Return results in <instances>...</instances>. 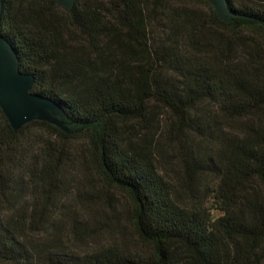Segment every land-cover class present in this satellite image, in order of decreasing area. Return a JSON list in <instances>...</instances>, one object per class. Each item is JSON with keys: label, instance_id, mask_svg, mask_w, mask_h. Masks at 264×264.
<instances>
[{"label": "trees", "instance_id": "16d2710c", "mask_svg": "<svg viewBox=\"0 0 264 264\" xmlns=\"http://www.w3.org/2000/svg\"><path fill=\"white\" fill-rule=\"evenodd\" d=\"M228 1L232 22L208 0H4L1 31L32 91L81 125L16 131L0 107V264H264V0ZM181 126L212 147L173 181L154 134ZM73 157L131 196L150 249L83 254L39 238L42 193ZM27 180L39 198L18 210Z\"/></svg>", "mask_w": 264, "mask_h": 264}, {"label": "rangeland", "instance_id": "374dc122", "mask_svg": "<svg viewBox=\"0 0 264 264\" xmlns=\"http://www.w3.org/2000/svg\"><path fill=\"white\" fill-rule=\"evenodd\" d=\"M160 114H165V118L172 116L163 110ZM177 131V136H173L166 129L163 132L162 128H158L157 134H154V141L160 150V168L173 181L187 177L185 159L199 156L204 146L209 150L212 147L205 145L185 126ZM77 159L79 161H75ZM77 159L73 157L74 161H69L63 176L53 186L49 193L51 200L41 192L40 208L47 206L49 215L39 222L42 231L39 238L68 246L83 254L111 245L130 251L150 249L139 238L131 223V212L135 209L131 196L110 185L92 162L81 157ZM25 186V197L16 201L18 210L31 207L33 197L37 202L39 192L32 182L27 180ZM193 193L198 194L191 191L184 194L182 198L185 203L194 201ZM213 205L217 206L216 203ZM217 213L220 214L219 211Z\"/></svg>", "mask_w": 264, "mask_h": 264}, {"label": "water", "instance_id": "95a60500", "mask_svg": "<svg viewBox=\"0 0 264 264\" xmlns=\"http://www.w3.org/2000/svg\"><path fill=\"white\" fill-rule=\"evenodd\" d=\"M68 9L74 8L77 0H57ZM215 7L220 19L232 22L234 12L228 0H208ZM4 0H0V107L17 131L33 120L48 121L66 132L80 127L71 123L63 107L54 99L32 91L35 76L23 72L20 57L14 45L2 31ZM98 125V123H97ZM104 152L102 130L98 125Z\"/></svg>", "mask_w": 264, "mask_h": 264}]
</instances>
